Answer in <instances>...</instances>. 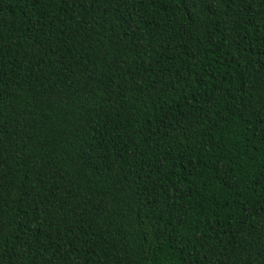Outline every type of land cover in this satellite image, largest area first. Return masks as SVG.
Wrapping results in <instances>:
<instances>
[{
  "label": "trees",
  "instance_id": "16d2710c",
  "mask_svg": "<svg viewBox=\"0 0 264 264\" xmlns=\"http://www.w3.org/2000/svg\"><path fill=\"white\" fill-rule=\"evenodd\" d=\"M0 264H264V0H0Z\"/></svg>",
  "mask_w": 264,
  "mask_h": 264
}]
</instances>
